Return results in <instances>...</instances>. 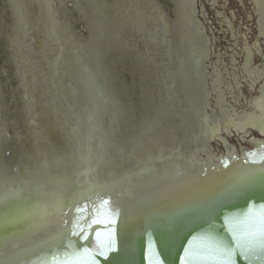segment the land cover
I'll list each match as a JSON object with an SVG mask.
<instances>
[{
    "label": "bare ground",
    "instance_id": "obj_1",
    "mask_svg": "<svg viewBox=\"0 0 264 264\" xmlns=\"http://www.w3.org/2000/svg\"><path fill=\"white\" fill-rule=\"evenodd\" d=\"M1 1L3 11H0V36L2 38L14 20L15 26H12L10 33L17 41V23L23 25L22 21L29 20L33 14L47 18L54 2H58V13L62 9L66 11L65 2L70 0H33L32 10L27 0ZM80 1L83 7L78 6ZM208 1L214 3L212 5L217 2ZM70 2L76 12L86 15L90 26L91 37L88 41H82L76 38L68 10L65 13L68 14L67 18L64 14L63 19L60 18L66 29L65 34L69 31L68 46L78 51V61L80 64L83 62V71L91 78L84 87L89 92L80 98L72 96L71 99L77 100L72 107H63V110H54L51 114L44 111L38 123L35 121L37 112L31 107L24 108V119L27 122L25 132H33V142L38 143L39 160L23 175L19 166H23L28 157L18 160L17 164L0 157V264H41L42 260L47 264L48 258L41 249L46 247L44 241L52 233L39 230L42 222L40 214L46 210L50 218H53L57 202L62 203L63 211H68L74 202H83L89 197L95 199L99 195L114 202L111 207L118 210L119 215L135 209L137 215L133 218L112 225L118 249L145 233L176 221L246 201V197H260L264 193V163H245V160L264 157V141L251 135L254 131L264 136V22L259 18L260 14L256 18L261 29L256 31L258 41L255 47L245 44L241 54L238 53L240 62L234 54L230 56V63L226 64L220 55L216 58L214 75H211L208 68L213 67V64L209 66L213 60L210 41L197 20L196 0H176V17L172 21L149 0L146 1L149 2L147 9L141 10L136 7L138 4L135 0H127L126 11L123 6L115 3L112 8L115 14L120 15L122 12L129 18L135 15L142 20L150 16L151 28L159 31L163 25L161 19H164L167 22L164 26L172 30L173 34L172 43L169 41V51L165 55L169 58V65L163 66L158 58L153 60L161 94H153V110L135 128L132 120L136 116L133 111L136 106L129 101L123 103L121 94L116 96L113 90L115 80L111 83L112 87L107 83L108 77L114 79V76L104 71L105 76L102 78L103 72L98 70L101 68L92 63L94 68L90 62L84 61L109 39L113 43L106 42L101 50L107 51L111 47L106 61L111 68L113 52L122 48L114 44L121 40L118 29L122 20L120 23L116 21L122 17L108 28L105 26L108 16L104 0H77L76 6L73 1ZM256 3L264 5V0H256ZM97 4L100 8L95 7ZM6 8L8 10L5 13ZM254 11L261 12L256 7ZM262 17L264 20V12ZM27 23L31 29L29 21ZM228 27L236 39L232 25ZM137 29L142 28L139 25ZM144 36L149 39L148 34ZM158 39L151 41L152 45L163 47L164 39ZM3 41L0 44L8 51V41ZM85 45L88 49L92 47L90 52L84 49ZM177 47L179 62L194 79L191 84L200 87L192 89L186 86V78L179 76L175 65ZM101 50L98 49L97 53ZM158 52L155 55H160ZM95 57L96 62H99L101 56L96 54ZM2 80L0 77V153L1 148L9 150V142H13L19 135L18 132L13 133L11 127L20 126L17 120L12 126L2 125L14 108L3 99ZM93 81L98 82V87L91 88L90 83ZM182 85L187 89L185 92L181 91ZM110 87L113 95L109 94ZM243 87L250 96L245 95ZM57 88L58 85L51 89V95L56 102H61L64 96H58ZM198 91L201 94L199 97ZM195 96L198 97L196 101ZM198 103L202 104L199 109ZM118 113L124 115L121 122H116ZM125 115L129 117L125 119ZM91 121H94L92 127L88 126ZM57 129L70 136L72 143L63 145L42 142L41 138L49 140L51 133L53 140L50 142H56ZM126 129L129 132L126 138L113 137ZM77 130H82V134H78ZM233 137L251 140L255 147L247 149L242 145L239 151V147L231 144L230 139ZM88 138H100V142L88 144ZM214 143L222 144L225 153H215ZM105 145L107 149L109 145L110 149L103 156V163L98 167L94 164L91 166L94 149L100 150ZM81 148L84 149L81 151ZM89 169L94 171L89 172ZM147 203L151 204L142 206ZM24 212L30 214L23 215ZM14 216H19L18 222H11ZM94 229L105 231L102 225H94ZM72 239L78 241L77 237ZM84 243L91 246L94 239L90 235L89 241ZM97 259L100 261L103 258Z\"/></svg>",
    "mask_w": 264,
    "mask_h": 264
},
{
    "label": "rangeland",
    "instance_id": "obj_2",
    "mask_svg": "<svg viewBox=\"0 0 264 264\" xmlns=\"http://www.w3.org/2000/svg\"><path fill=\"white\" fill-rule=\"evenodd\" d=\"M105 1L107 3L106 12L108 14V20L105 26L109 28L118 17H123L124 14L121 12L120 15H114L112 13L113 5L115 3H118L119 5L123 4L127 0ZM146 1L147 0H135L138 4L136 7L140 10L141 8L147 9L146 7L149 5V2ZM149 1L154 3V6H157L158 11L164 12L167 17L169 16V20L172 21L176 16V0L173 1L175 7L173 17L170 16V13H172L173 10L171 4L168 3L169 0ZM216 1L215 5H212L208 0H197L196 4L197 20L201 23V28L203 27L202 30L206 32L210 41L213 60H211L212 62L209 66L213 64V67L211 66L212 68H208L211 75H214V68L217 64L216 58L220 55L222 56V61H226V64L230 63V56H233L234 54L237 55V58H239L238 61L240 62V54L245 44L254 48L258 41L256 38V13L248 0ZM31 2L33 1H29L28 5L32 10L33 3ZM57 3L58 2H54L53 5L50 6L52 7L51 11L53 12L47 18L42 16H32L29 20L26 19V23L23 22V25L21 26L20 23H17L15 29L16 31L18 30L17 41L12 38L11 29L12 26H15V21H12L11 17L9 18H11L10 21H12V23L7 27L2 38L0 36L2 42H4V39L6 42L8 41V51H5V48L0 44V77L3 79V99L7 100V103L14 106L11 114L13 113L15 116L18 114L19 106H22L23 114L25 107H31L35 113L37 112L36 123L40 122V115L42 116L44 111L47 110L48 113L51 114L54 110H63V107H72L77 102V100L71 99L72 96L80 98L89 92L84 88L85 84L89 82V77L85 74L78 61L79 56L77 52L67 45L69 34H65L64 31L66 29L60 20L63 19L68 10L76 38L82 41H87V39L89 40L91 37L90 26L87 23L86 15L76 12L70 1L65 2L64 7L66 8V11L62 9L59 13L57 12ZM4 10L6 13L8 9L6 8ZM0 11H3L1 3ZM27 21H29L31 29L29 28L30 26ZM149 23L146 25V28L148 27L147 30H150L152 34V30H155V28H151V21H149ZM229 23L232 25V30L235 33L236 39L230 34V31L227 28L230 26ZM4 26L5 25H3V29H5ZM13 33L15 34V31H13ZM172 35L171 30L169 33V41L171 42L173 40ZM123 37L127 40L128 49L125 47L117 49L118 51L116 50L113 52L110 60V66H118V88L123 89L127 86H131L132 88L137 87L139 91L133 96V98H137L138 96L145 95L149 92L157 93V88L155 86V67L150 60V57H153L157 50L148 48L143 43V41L149 40L150 37L149 39H146L147 36L137 35L135 30L133 31L131 28L124 31ZM256 61L260 64L258 58ZM144 80H147L145 85H143ZM57 85L58 91L56 92H58V96H64L61 102H56L54 96L51 95V89L54 87L56 88ZM244 91L246 96H250L248 90L244 89ZM62 93L64 95H62ZM127 101L128 99H123V103ZM25 115L26 111L23 118ZM14 120L15 117L11 116V118H7L2 125H10V122ZM26 126L27 122L25 121V128L23 131H26ZM11 128H13L11 129L13 133L18 132L20 135L22 132L21 125L17 128L13 126ZM251 135L259 138L255 133H252ZM230 140L232 145L240 146V144H242L245 148L251 149L250 142L247 139H240L239 141L236 137ZM214 151L218 155L225 153L224 147L217 143H214ZM150 204L151 203H147L142 206ZM134 210L135 209H132L131 211H126L125 213L118 215L116 217V222L133 218L137 215Z\"/></svg>",
    "mask_w": 264,
    "mask_h": 264
},
{
    "label": "snow or ice",
    "instance_id": "obj_3",
    "mask_svg": "<svg viewBox=\"0 0 264 264\" xmlns=\"http://www.w3.org/2000/svg\"><path fill=\"white\" fill-rule=\"evenodd\" d=\"M245 163H264V157L245 160ZM246 199L249 202L244 208L223 214L220 224L216 223L217 217L211 215L207 219L193 218L184 224L183 236L177 237L179 247L175 256L173 242L165 241L158 249L152 233L148 232L142 260L147 264H176L177 261L179 264H238V261L252 264L253 260L264 264V203ZM112 203L98 195L95 199L89 197L83 202H74L68 211H63L62 203L57 202L53 218L46 210L42 211L39 230L52 233L44 241L46 247L41 249L48 258L47 264H100L97 257L110 264H121L115 257L110 260L108 255L118 251L112 225L119 211L111 207ZM18 219L19 216H14L11 222ZM94 225H102L105 231L95 230ZM90 235L94 239L91 246L84 243L89 241ZM41 264L45 262L42 260Z\"/></svg>",
    "mask_w": 264,
    "mask_h": 264
},
{
    "label": "water",
    "instance_id": "obj_4",
    "mask_svg": "<svg viewBox=\"0 0 264 264\" xmlns=\"http://www.w3.org/2000/svg\"><path fill=\"white\" fill-rule=\"evenodd\" d=\"M0 3L3 5V1L0 0ZM105 76V74H101V77L103 78ZM100 77V78H101ZM91 88L93 87H98V82L96 83L95 81L90 83ZM92 99H94L92 97ZM122 99V98H121ZM119 100V99H118ZM22 106H19L18 108V114L15 116V114L13 115V113L8 116V119L11 118V116L15 117V120H17L18 124L21 125V129L22 132L20 133V135H18L13 142H9L11 144L10 147L7 146V148L9 150H4V148H1V153H0V157L1 158H8L10 159V161L17 164L18 160H25V157L28 159L25 161L26 163L22 166H19V170L21 171V173L23 175H26V173L28 172L27 169H30L31 165H34L35 162L37 163V161L39 160V156H38V143L35 141V143L33 142L32 139V135L33 132L30 133V131H28V133H26L25 131H23L24 127V123H25V119L23 118V111H22ZM102 112V111H101ZM128 114V113H127ZM129 116L125 115V119L128 118ZM124 118V115L122 113H118L116 116L117 121L116 122H121L122 119ZM14 120V121H15ZM11 121L10 125H14L15 122ZM94 125V121H91V123L88 125L90 127H92ZM89 127H86V129ZM13 129V128H11ZM10 129V130H11ZM58 130V129H57ZM49 132V131H48ZM78 134H82V130H77ZM116 136H113L114 138L116 137H127L129 135V132L125 130H123L122 132L115 134ZM21 138V139H20ZM52 133L51 135H49V140L45 139V138H41L42 142H48V144L50 143H60L63 145H68L72 143V139L70 138V136H67L66 134H63V130H58L57 132V141L56 142H50L53 139ZM51 139V140H50ZM10 139L8 138V141ZM100 138H88L87 142L88 144H94L95 142L98 143ZM111 140V139H109ZM74 141V140H73ZM39 141V143H42ZM82 143V142H81ZM109 143V142H108ZM6 148V147H5ZM84 148H81V151ZM108 149H110V146L108 145ZM106 148V145L104 148L102 149H94L93 152V158L90 161L91 166L94 164V166H99L100 164H102V160H103V156L106 154V152L108 150ZM48 151H50V149H48ZM74 153V152H73ZM71 153V154H73ZM72 157V156H71ZM73 158V157H72ZM11 164V163H10ZM252 201H254L257 204L260 203H264V199H261L260 197H254L251 198ZM247 202H249L248 200L246 201H241V202H235V203H231L228 204L226 206H222L219 208H215L213 210H210L208 212H204L201 214H198L196 216H192L183 220H179L176 221L174 223L168 224L166 226L157 228L155 230L150 231L152 233V237L153 239L156 241L157 244V248L159 249L160 245L165 242V241H171L174 244V248H173V256L176 255V248L179 247V239L177 238L178 236L182 237L183 236V231H182V226L186 223H188L190 220H192L193 218H203V219H207L209 218V216H213V217H217L216 219V223L220 224L222 223V215L225 213H229V212H235L238 211L241 208H244L247 204ZM222 231V229H221ZM146 243H147V233L125 243L124 245H122L121 247L118 248L117 252H113L109 254V258L110 260L115 257L116 259H118L121 264H147L146 261L142 260V254L143 251L146 247ZM182 254V253H181ZM100 264H110V261H104L103 259L100 260ZM176 264H179V262L177 261ZM238 264H248V262L246 261H238ZM252 264H261V261L259 260H253Z\"/></svg>",
    "mask_w": 264,
    "mask_h": 264
},
{
    "label": "flooded vegetation",
    "instance_id": "obj_5",
    "mask_svg": "<svg viewBox=\"0 0 264 264\" xmlns=\"http://www.w3.org/2000/svg\"><path fill=\"white\" fill-rule=\"evenodd\" d=\"M20 1V0H19ZM28 2L29 1H33V0H27ZM35 1H38L39 2V0H35ZM60 1H64V0H60ZM70 1H73L74 2V6H76V1L75 0H70ZM84 1V0H83ZM105 1V0H104ZM27 2V3H28ZM106 2V1H105ZM196 2H197V0H196ZM248 2L250 3V5L253 7V9H254V7H256L257 9H258V12L259 11H261L260 13H256V18L258 17V15L260 14L261 15V17H260V15H259V18L261 19V21H262V23L264 22V20H263V12H264V5H261L260 4V6L262 7V8H260V6L256 3V0H248ZM169 4H171V6H172V13H170V16L171 17H173V15H174V2H173V0H169V2H168ZM131 4V3H130ZM197 4V3H196ZM211 4H214V3H212L211 2ZM254 6H253V5ZM38 5V4H37ZM121 6H123V9L126 11V9H127V5H128V2L126 1L125 3H123V4H120ZM132 5V8H133V4H131ZM29 6V5H28ZM44 6H46V5H44ZM78 6H80V7H83V2H78ZM99 7L98 6V4L97 5H95V7ZM45 8V7H44ZM100 8V7H99ZM45 10V9H44ZM27 13V12H26ZM112 13L114 14V15H118V14H115V12H113V10H112ZM196 13H197V5H196ZM50 14H51V10H50V13H48V15H47V17L48 16H50ZM17 15V14H16ZM36 14H33V16H35ZM38 15V14H37ZM197 15V14H196ZM29 15H27V17H28ZM66 16V18H67V16H68V14H66L65 15ZM70 16V15H69ZM107 16H108V14H107ZM26 17V18H27ZM176 17V16H175ZM119 18V17H118ZM117 18V19H118ZM65 19V18H64ZM116 19V20H117ZM115 20V21H116ZM120 20H122V25H121V27L118 29L119 30V35H120V38H121V40L119 41V42H115L114 44H116L117 46H119V45H121L122 47H125V48H127L128 49V43H127V40L123 37V33H124V31L126 30V29H129V28H131L133 31L135 30V33L137 34V35H140V36H143V35H146V34H148L149 35V37H150V39L149 40H147V41H143V43H144V45L146 46V47H148V48H152V49H154V50H157V51H159L158 53H160V55H153V57H150V56H148V57H150V60H151V62L153 63V60L154 59H156V58H158L159 59V61H160V63L163 65V66H165V65H169V63H170V61H169V58L167 57V56H165V55H167V53H168V51H169V47H170V44H169V33L171 32V30L165 25L164 26V23H167L164 19H161V22H162V24L163 25H161L162 27V29H163V31H161V28H160V31L158 30V29H156L155 28V31H153L152 30V34H151V31L150 30H147L146 29V25L149 23V21H151V18H150V16L149 17H145V19L144 20H142V19H137V17L134 15V17H128L127 15H125L124 14V16L122 17V19H119V20H117L116 21V23H120L121 21ZM149 20V21H148ZM19 21H20V19H19ZM26 21V20H25ZM25 21H22V23L23 22H25ZM131 21V22H130ZM88 22V21H87ZM152 22V21H151ZM256 31H259L260 29H261V27H260V23H259V20H256ZM89 23V22H88ZM95 23V22H94ZM115 23V24H116ZM140 23H145V25H143V24H140ZM150 24V23H149ZM264 24V23H263ZM94 25V24H93ZM139 25H140V27L142 28V29H137L138 27H139ZM95 27H97V24L95 25ZM98 28V27H97ZM228 28V30H230L229 29V27H227ZM259 28V29H258ZM105 30H108V29H105ZM142 30V31H141ZM111 31H114V30H111ZM138 32V33H137ZM228 32V31H227ZM94 33H96V31H94ZM103 33V32H102ZM68 34H69V31H68ZM99 34V33H98ZM151 35H153L152 37H151ZM155 38V39H154ZM158 38H163L164 39V46L162 47H159V48H157V47H154L153 45H152V43H151V41H159L160 39H158ZM84 41H86V40H84ZM88 41V40H87ZM149 41H150V44H149ZM111 43L112 41L111 40H109V39H106L105 40V42L103 43V45L102 46H98L96 49H95V51H93V52H91L90 53V55L89 56H87L86 58H88V59H85L84 61H86V62H90V65L91 66H93L92 65V63H95V66L97 65V67L98 68H101V69H98V70H100V71H102L103 72V74H104V71L108 74V75H112V76H114V79H112V78H109L108 77V79H107V83L108 84H110V86H111V83H113V80H115V82H116V85L115 86H113V90H115L116 91V96L117 95H120V96H122L123 98H125V99H128V101L130 102V103H133L134 104V107L135 108H137V109H135L134 108V110L133 111H135L136 113V116L134 117V119L132 120V124H133V127H135V128H137V127H139V123H141L140 121L142 120V118L143 117H145L146 115H149L150 113V111L151 110H153L152 108V104H155V101H153V94H161V86H158V82H159V80H158V75L156 74V78H155V86H156V88H157V93H151V92H149V93H147V94H145V95H140V96H138L137 98H133V96L139 91L138 90V88L136 89L135 87L134 88H132L131 86H127L126 88H123V89H121V88H118V86H117V79H118V74H119V72H118V66L116 67V66H111V68H114V70L113 69H111V68H109V66H108V64H107V59H108V53L109 52H111L110 51V49H111V47H108V49H107V51L105 50V51H102L101 49L103 48V46H104V44L105 43ZM113 43V42H112ZM170 43H172L171 41H170ZM67 45H68V41H67ZM100 45V44H99ZM85 46H87V45H85ZM84 46V49L87 51V52H90V48H92V47H90L89 49H88V46L87 47H85ZM173 47V46H172ZM71 48V47H70ZM71 49H74V48H71ZM98 49H100L101 51H99L98 53H97V51H98ZM75 50V49H74ZM178 47H177V57H175V65H176V69L177 70H179V76L181 77V76H183L184 78H186V86H189L190 88H194L195 86H198V87H200L199 85H193V84H191V82H194V79H193V77H190V75H188L187 74V72L184 70V68H183V66H182V64L179 62V60H178V58H179V55H178ZM77 54H78V51H77ZM96 54H99L100 56H101V59H100V61L99 62H96V57H95V55ZM142 59H144V58H142ZM142 59H141V61H142ZM81 66L83 65V62L81 61V64H80ZM95 66H93L94 68H96ZM162 66V67H163ZM104 69V70H103ZM154 72H155V69H154ZM87 75V74H86ZM91 80V78H89V81ZM147 83V80H144V82H143V85H145ZM107 84V85H108ZM113 85V84H112ZM185 86V87H186ZM112 87V86H111ZM111 87H110V93L109 94H112L111 93ZM244 89H246V88H244L243 87V90ZM185 90H187L186 88H184V85H182L181 86V91L182 92H185ZM199 90H200V88H199ZM247 90V89H246ZM200 91H203V90H200ZM245 92V91H244ZM198 93H199V91H198ZM250 94V93H249ZM113 95V94H112ZM199 95H201L200 93L197 95L198 97H199ZM197 96H195V98H194V100L196 101V99H198V97ZM152 98V99H151ZM143 100V101H142ZM202 102H203V100H202ZM139 105L138 107H137V105ZM199 104V107H198V109L201 107V103H198ZM140 107V108H139ZM149 107V108H148ZM197 109V110H198ZM140 116V117H138V116ZM137 118H139V119H137ZM137 119V120H136ZM135 128H134V130L133 131H135ZM252 133H255L257 136H259V138L258 137H255V138H257V140H259V141H264V136L263 135H261L259 132H254V131H252ZM239 137V136H238ZM237 137V138H238ZM233 138H236V137H233ZM239 139V141H240V139H242V138H238ZM248 141H250V145H251V148H254L255 147V145H253V143H252V141L251 140H248ZM219 145H222V144H219ZM223 146V145H222ZM237 146V145H236ZM224 147V146H223ZM237 147H239V151H241V147H242V144H240V146H237ZM225 149V148H224Z\"/></svg>",
    "mask_w": 264,
    "mask_h": 264
}]
</instances>
